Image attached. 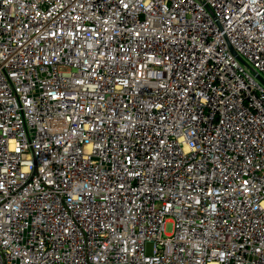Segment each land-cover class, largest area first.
Masks as SVG:
<instances>
[{
    "label": "built area",
    "instance_id": "obj_1",
    "mask_svg": "<svg viewBox=\"0 0 264 264\" xmlns=\"http://www.w3.org/2000/svg\"><path fill=\"white\" fill-rule=\"evenodd\" d=\"M0 264H264V0H0Z\"/></svg>",
    "mask_w": 264,
    "mask_h": 264
},
{
    "label": "rangeland",
    "instance_id": "obj_2",
    "mask_svg": "<svg viewBox=\"0 0 264 264\" xmlns=\"http://www.w3.org/2000/svg\"><path fill=\"white\" fill-rule=\"evenodd\" d=\"M173 231V222H172V218H169L166 222H165V226H164V232L166 234H170Z\"/></svg>",
    "mask_w": 264,
    "mask_h": 264
}]
</instances>
